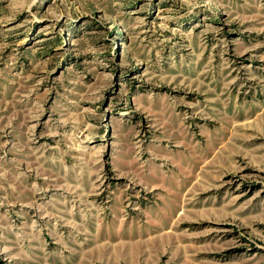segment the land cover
Here are the masks:
<instances>
[{"label":"rangeland","instance_id":"rangeland-1","mask_svg":"<svg viewBox=\"0 0 264 264\" xmlns=\"http://www.w3.org/2000/svg\"><path fill=\"white\" fill-rule=\"evenodd\" d=\"M0 264H264V0H0Z\"/></svg>","mask_w":264,"mask_h":264}]
</instances>
